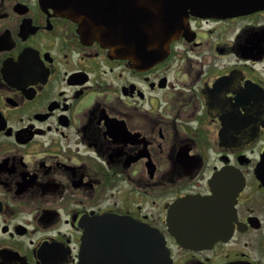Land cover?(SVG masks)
<instances>
[{
	"label": "flooded vegetation",
	"instance_id": "1",
	"mask_svg": "<svg viewBox=\"0 0 264 264\" xmlns=\"http://www.w3.org/2000/svg\"><path fill=\"white\" fill-rule=\"evenodd\" d=\"M140 2L85 8L134 22ZM76 3L0 0V264H264V9L191 14L131 57L84 35ZM187 199L214 204L174 224Z\"/></svg>",
	"mask_w": 264,
	"mask_h": 264
},
{
	"label": "water",
	"instance_id": "2",
	"mask_svg": "<svg viewBox=\"0 0 264 264\" xmlns=\"http://www.w3.org/2000/svg\"><path fill=\"white\" fill-rule=\"evenodd\" d=\"M74 6L77 8V14L66 11L69 16L75 18L84 35L87 33L89 37L98 40L104 47L111 48L117 55L126 54L131 57L152 55L157 57L169 49L173 40L185 34L189 28L191 14L200 17L240 15L264 9V0H233V5L224 7L207 4L204 0H141L136 5L140 14L134 22H102L91 18L90 14L86 13L85 0H77ZM64 7L62 6V8ZM62 10L65 11V9ZM213 204V199L179 201L175 206L177 214L174 216L173 223L182 224L186 215L203 216L202 212L211 209ZM176 232L183 244L194 245L201 242V239L192 238L183 231ZM219 232L221 231L214 230L212 234L218 235ZM131 234L133 243L142 241L144 236L151 238L152 255L164 256L167 254L164 243L159 238L155 240L153 232L136 227ZM220 235L221 233L218 236ZM144 246V244H140L141 248Z\"/></svg>",
	"mask_w": 264,
	"mask_h": 264
}]
</instances>
